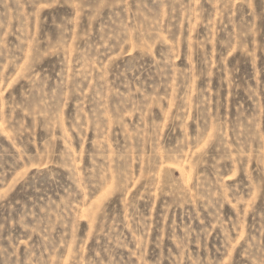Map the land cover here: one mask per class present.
<instances>
[{
	"label": "rangeland",
	"instance_id": "374dc122",
	"mask_svg": "<svg viewBox=\"0 0 264 264\" xmlns=\"http://www.w3.org/2000/svg\"><path fill=\"white\" fill-rule=\"evenodd\" d=\"M0 264H264V0H0Z\"/></svg>",
	"mask_w": 264,
	"mask_h": 264
}]
</instances>
